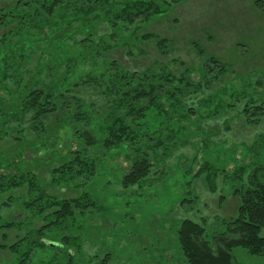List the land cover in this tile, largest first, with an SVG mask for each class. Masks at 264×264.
Listing matches in <instances>:
<instances>
[{
	"label": "rangeland",
	"instance_id": "374dc122",
	"mask_svg": "<svg viewBox=\"0 0 264 264\" xmlns=\"http://www.w3.org/2000/svg\"><path fill=\"white\" fill-rule=\"evenodd\" d=\"M16 1L18 0H0V9L12 10ZM158 1L166 6V12L151 20L137 18L128 30L118 31L116 36H110L113 30L106 24L97 26L98 35L94 37L96 42L89 44V53H82L81 58L77 56L78 64L73 67L74 74H70L68 79L83 75V72L91 68L99 71L105 69L104 56L96 54L102 52L104 45L110 47L106 56L116 59L131 71L158 70L163 67L178 74L188 69V78L198 83L202 79V66L209 64L207 62L212 55L224 63L227 70L211 86H204V94L197 95L193 100L184 98L182 105L174 111L169 107L168 100L163 99V104L168 109L152 118L153 125H165L164 134L169 131L167 124L180 127L181 130L172 134L173 141L167 139L165 146L156 151L159 165L156 166L160 170L154 172L148 181L141 186L122 187L121 180L128 170L129 160L124 155L113 152L110 154L112 157L109 156L100 165L98 174L82 184L83 189L89 188L96 195L97 202L86 207L84 213L76 215L75 220L70 222L73 225L71 233L78 236L77 245L70 248L71 252L74 251L76 264H185L177 239L181 221L191 218L209 225L211 231L223 230L225 222L237 215L240 204L238 188L244 189L250 177L264 178V149L257 153L252 151L255 142L258 145L259 141L256 140L264 136V118L259 125L249 127L243 117L240 118L237 114L245 104H250L246 100H255L254 103L264 106V0ZM18 2L20 4L19 7L16 6L15 13H25L34 0ZM168 2L172 4L169 5ZM2 16L0 13V18ZM22 27L24 25L19 22L8 20L6 24H0V41L5 36H10L11 40L18 37L22 34ZM114 32L116 33L115 30ZM35 36L40 39L42 33L34 32ZM161 38L164 39L162 42L159 41ZM98 42L103 44L99 46ZM36 44L44 46L39 51H29L25 57L13 58L16 68L23 66L24 71H34L37 58L44 59L42 63H48L50 59L55 61L56 54L48 52V48L52 46L46 47L47 44L39 40L34 42ZM79 46L70 43L69 56L74 51L77 55ZM50 68L53 72L57 70V78L62 76L63 70H67L66 65L55 62ZM47 69L45 64L44 70H41L42 77L46 75ZM12 72L14 70L10 69L9 76ZM25 79L32 80L31 73ZM9 81L7 79L2 82L11 86ZM217 89L225 92L222 94L224 102L235 103L237 108L218 117L206 116L205 119L181 114L187 105L199 110L202 99ZM232 91L240 93L238 98L232 97ZM68 95L83 97L87 103L99 101L93 86H73ZM73 99L70 102H75ZM201 108L204 115L211 109L210 105ZM9 109L11 108L8 107ZM31 116L30 113L27 118ZM53 119H50L52 127L56 126ZM20 124L27 125L29 132L22 134L20 128H16L18 123L10 122L9 129L15 127L12 134L14 138L0 137V159L11 156L9 148H19V141L15 140L19 137H29L32 139L31 147H36L29 121ZM0 131L3 134V130ZM70 135L68 130H63L58 138L59 144H53L51 138H45L42 149L46 153L35 154L32 159L35 148L32 152L23 150L22 155L29 159L31 169L40 175L43 188L50 194L75 195V190L68 188L66 192H60L59 188L51 185L53 180L49 173L51 167L63 160L55 157L54 148L60 145L66 147ZM240 165L244 167L239 170ZM238 172H243V180L241 177L234 178V174ZM156 175L158 176L155 177ZM25 188L11 192L14 195L23 194ZM8 194L10 192L5 193L0 201L3 202ZM184 194L192 201L179 203ZM23 209L21 203L16 201L3 210L4 217L16 220L22 218L25 222L19 231L6 230L5 235L0 233V264H19L17 255L14 256L7 246L25 235L30 237L32 230L47 223L43 214L36 217L34 213ZM50 210L53 209L46 210L45 214ZM46 216L52 219V215ZM61 233L59 230L51 235L57 237ZM262 233L264 235V229ZM50 252L52 254V251L42 253L37 250L35 258L46 259ZM233 254L238 264H264V255H250L242 248L234 249ZM57 255L64 258L63 254L57 252ZM36 259L25 264H37Z\"/></svg>",
	"mask_w": 264,
	"mask_h": 264
},
{
	"label": "trees",
	"instance_id": "16d2710c",
	"mask_svg": "<svg viewBox=\"0 0 264 264\" xmlns=\"http://www.w3.org/2000/svg\"><path fill=\"white\" fill-rule=\"evenodd\" d=\"M18 1L15 3L17 7L20 4ZM16 6L8 11L0 9L3 15L0 24H6L8 20L24 25L18 37L11 40L10 36H5L0 41V130H3V134L0 131V137L14 138L12 134L15 127L10 130V122L18 123L16 128H20L22 134L28 133V126H21L20 123L29 121V127L35 135L33 143L37 145L31 147L32 139L19 137L15 139L21 144H18L19 148H9L11 156L0 159V198L10 192L3 202L0 201V233L5 235L6 230L19 231L23 227L25 221L22 218L10 219L3 214L4 209L17 201L26 212L34 213L36 217L43 214L42 217L47 220L46 224L32 230L30 237L25 235L7 246L14 256L17 255L18 263L34 262L35 251L44 253L48 250L52 254L50 252L46 259H36L37 264H76L74 251L71 252L70 248L77 245L78 236L71 233L73 225L70 222L75 220L76 215L84 213L86 207L97 202L96 195L89 188L83 189L82 184L98 174L100 165L113 152L129 160L128 170L121 180L122 187L141 186L148 181L154 172L160 170L156 151L165 146L167 139L173 141L172 134L181 130L180 127L167 124L169 131L164 134L165 125H153L152 118L168 109L163 99L168 100L169 107L174 111L182 105L184 98L193 100L197 95L204 94V86L206 88L219 80L227 66L213 55L210 56L206 61L209 64L202 66V79L195 83L188 78V69L178 74L163 67L158 70H128L116 59L105 55L110 47L104 45L102 52L96 54L104 56L108 68L102 71L91 68L70 80L68 77L74 74L73 67L78 64L77 56L81 58L82 53L91 51L89 44L96 42L94 37L98 35L96 30L101 24L113 30L110 34L113 37L118 31L128 30L137 18L146 21L160 16L167 11L166 6L158 0H34L29 11L15 13ZM34 32L42 33V37L37 39L39 37H34ZM38 40L46 43V47L52 46L48 52L56 54L55 61L50 59L48 63H42L44 59L37 58L34 71H24L23 66L16 68L13 60L15 56L25 57L29 51L43 48L44 45H34ZM163 40L161 38L159 41ZM102 42H98V45H102ZM70 43L80 45L77 55L74 51L69 56ZM54 62L66 65L67 70H63L59 78L56 77L57 70L53 72L50 68ZM45 64L48 69L42 77L41 70H44ZM9 68L14 70L11 76ZM30 73L33 79H25ZM7 79L11 86L2 82ZM80 85L95 87L99 101L87 103L83 97L68 95L73 86ZM223 93L217 89L202 99L201 107H211L207 115L203 114V108L198 107L197 110V107L192 108L190 105L181 114L205 119L206 116L214 118L230 112L232 108L236 109L235 103L224 102ZM230 94L238 98L240 93L232 91ZM72 99L75 102H70ZM246 101L250 104H245L237 111L238 117H243L249 127L257 126L264 118V106L254 103L255 100ZM8 107L11 109L8 110ZM30 113L32 116L28 119ZM51 117L56 124L54 127L50 123ZM63 130H68L71 135L66 147L51 146L56 150L54 156L63 160L49 169L50 179L53 180L50 183L60 192H66L68 188L75 190L74 196L48 193L42 186L40 175L31 169L29 159L22 155L23 150L32 152L34 148L31 159L35 154L46 153L42 149V141L51 138L53 144L58 143ZM256 141H259L258 145L255 142L252 150L255 153L264 149V136ZM243 167L240 165L238 168L240 170ZM242 173L234 174V178L241 177L243 180ZM251 178L244 189L238 188L240 204L237 215L225 222L223 230L211 231L209 225L191 218L181 221L177 239L185 264H238L233 254L236 248H242L250 255H264V178ZM21 187H26L23 194L14 195L11 192ZM187 198L184 194L179 203L192 201ZM48 209L53 210L45 214ZM46 215H52V219ZM59 230L62 233L57 237L51 235ZM57 252L63 254L64 258L59 257Z\"/></svg>",
	"mask_w": 264,
	"mask_h": 264
}]
</instances>
